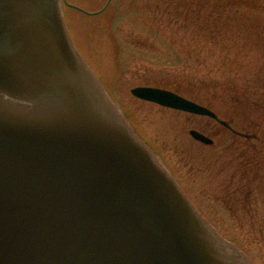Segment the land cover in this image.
I'll return each mask as SVG.
<instances>
[{
    "label": "water",
    "instance_id": "1",
    "mask_svg": "<svg viewBox=\"0 0 264 264\" xmlns=\"http://www.w3.org/2000/svg\"><path fill=\"white\" fill-rule=\"evenodd\" d=\"M115 116L58 0H0V264H245Z\"/></svg>",
    "mask_w": 264,
    "mask_h": 264
},
{
    "label": "rangeland",
    "instance_id": "2",
    "mask_svg": "<svg viewBox=\"0 0 264 264\" xmlns=\"http://www.w3.org/2000/svg\"><path fill=\"white\" fill-rule=\"evenodd\" d=\"M69 1L89 11L107 2ZM188 2L212 14L215 39L197 46L188 37V23L179 25L176 10ZM76 10L65 9L72 35L115 102L178 173L220 235L254 264H264V139L250 143L258 148L253 159L244 139L210 118L162 108L130 91L147 83L178 88L235 128L264 137V0H113L96 16ZM74 12L80 28L88 19L80 35ZM201 79L212 81L197 86ZM190 128L215 137L216 145L196 142L187 134Z\"/></svg>",
    "mask_w": 264,
    "mask_h": 264
},
{
    "label": "bare ground",
    "instance_id": "3",
    "mask_svg": "<svg viewBox=\"0 0 264 264\" xmlns=\"http://www.w3.org/2000/svg\"><path fill=\"white\" fill-rule=\"evenodd\" d=\"M71 12H72V11H71ZM76 13H77V12L72 13L71 17H72V20L75 22L76 26L78 27V33H77V34L80 35V32H83V33H84L83 27L88 25V24L86 23V22H88V19L83 20V22L80 24V25H82L83 27L80 28V27L78 26V22H79L80 20H78V15H77ZM236 129H237V128H236ZM237 130H239V129H237ZM239 131H242V130H239ZM240 133H242V132H240ZM249 148H251V145H249Z\"/></svg>",
    "mask_w": 264,
    "mask_h": 264
},
{
    "label": "trees",
    "instance_id": "4",
    "mask_svg": "<svg viewBox=\"0 0 264 264\" xmlns=\"http://www.w3.org/2000/svg\"><path fill=\"white\" fill-rule=\"evenodd\" d=\"M191 22H192L191 24H194V23L197 24L198 23L196 18H193V20Z\"/></svg>",
    "mask_w": 264,
    "mask_h": 264
}]
</instances>
